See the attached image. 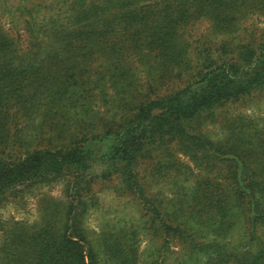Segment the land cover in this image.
I'll use <instances>...</instances> for the list:
<instances>
[{"label": "trees", "instance_id": "1", "mask_svg": "<svg viewBox=\"0 0 264 264\" xmlns=\"http://www.w3.org/2000/svg\"><path fill=\"white\" fill-rule=\"evenodd\" d=\"M247 3L73 2L60 15L44 18L48 35L43 40L36 38L23 45L0 30V145L12 144L14 149L19 134L24 144L19 155L11 151L0 155V201L19 189L63 179L68 180L71 197L59 226L49 219L36 231L21 230L11 236L18 258L24 250L26 264H99L82 229L84 203L79 199L81 188L97 169L103 177L119 175L124 187L150 209L151 217L159 218L168 237L181 235L178 226L164 221L161 210L139 183L137 167L172 142L201 162L225 155L226 149L195 133L194 126L220 106L264 89V41L243 47L231 58H206L192 81L145 101L135 114L105 128L92 141L70 134L62 141L51 137L44 147L34 146L39 131L32 119L37 112L50 115L53 105L90 85H117L128 79L134 63L155 59L162 68L180 65L185 49L179 41V28L184 23L204 15L230 21L234 9ZM92 68L97 77L90 74ZM229 152L235 163L233 195L248 202L249 242L256 250L235 252L212 242L204 245L206 259L199 264H264V243L256 233L257 225L264 223V160L252 155L247 161L243 150ZM203 181V188L197 191L199 203L202 211L207 209L208 225L215 228L225 211V187L216 180Z\"/></svg>", "mask_w": 264, "mask_h": 264}, {"label": "rangeland", "instance_id": "2", "mask_svg": "<svg viewBox=\"0 0 264 264\" xmlns=\"http://www.w3.org/2000/svg\"><path fill=\"white\" fill-rule=\"evenodd\" d=\"M95 1L99 0H0V30L29 45L48 35L44 18L60 15L73 2ZM231 19L224 22L204 15L184 23L179 28V41L185 49L180 65L162 68L155 59L137 62L129 78L117 85H90L53 105L50 115L35 113L32 120L39 132L33 145L44 147L51 137L62 141L70 134L92 141L105 128L135 114L145 101L192 81L206 58H231L243 47L264 41V0H248L234 9ZM90 74L94 75L93 68ZM194 129L226 149V154L201 162L172 142L137 167L139 183L161 210L164 221L178 226L181 235L168 237L159 218L151 217L150 209L124 187L117 174L103 177L97 169L81 188L82 229L99 264H199L206 259L204 245L212 242L235 252L256 250L249 242L248 202L233 195L235 163L229 151H245L247 161L252 155L264 160V89L220 106L200 119ZM18 136L14 149L12 144L0 145V155L21 153L23 137ZM204 179L222 182L225 187V211L215 228L208 225L207 209L202 211L197 195ZM69 191L68 180L63 179L19 189L0 201V264H26L25 251L17 257L11 236L21 230L36 231L49 219L57 227L69 205ZM256 233L264 243V223L257 225Z\"/></svg>", "mask_w": 264, "mask_h": 264}]
</instances>
